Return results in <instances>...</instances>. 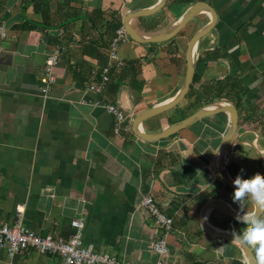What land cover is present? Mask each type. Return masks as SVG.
<instances>
[{"label": "crops", "instance_id": "1", "mask_svg": "<svg viewBox=\"0 0 264 264\" xmlns=\"http://www.w3.org/2000/svg\"><path fill=\"white\" fill-rule=\"evenodd\" d=\"M202 1L213 7L217 21L197 43L193 81L197 86L227 75L241 79L238 125L224 164L233 180L232 167L250 178L245 163L250 157L246 149L252 147L260 156L252 173L264 175V0ZM157 3L0 0V23L7 32L0 37V224L13 223L16 205L23 204L26 227L67 238L73 232L71 220L83 218L82 238L97 251L149 264L156 259L152 245L161 232L141 206L143 196L150 194L173 218L166 263L248 264L237 244L210 235L199 222L200 209L211 199L238 212L234 190L212 168L229 115H209L154 140L132 130L138 112L167 101L180 89L187 43L210 15L200 13L197 23L191 20L163 42L122 43L119 57L124 65L110 69L111 82L103 95L86 90L93 71L107 62L117 24L123 25L130 11ZM189 5L166 0L162 9L132 19L131 25L155 35ZM55 47L60 48L55 81L43 96L40 75ZM102 101L124 111L128 132H112L113 116L101 107ZM220 102L235 105V98ZM199 107L186 94L173 108L144 120L141 129L160 132ZM253 209L249 201L247 210ZM205 220L227 232L243 230L216 209L207 211ZM0 264H59V258L31 251L10 259L0 249Z\"/></svg>", "mask_w": 264, "mask_h": 264}, {"label": "built area", "instance_id": "2", "mask_svg": "<svg viewBox=\"0 0 264 264\" xmlns=\"http://www.w3.org/2000/svg\"><path fill=\"white\" fill-rule=\"evenodd\" d=\"M5 27L0 23V37H6ZM130 37L123 25L115 28L110 38L107 49V62L100 69L92 73V79L85 87L87 91L103 95L111 82L110 69H121L124 61L119 57V49L122 43L130 41ZM60 55V48L55 47L47 56L40 75L41 93L46 96L49 87L55 81L53 67ZM108 113L113 116L112 132L120 134L128 132L130 126L127 116L117 105L102 101L100 103ZM141 206L151 215L154 223L161 229L159 236L154 240L152 251L156 259L149 264H169L163 258L168 252L167 234L172 228L173 218L164 213L157 205L152 195H144ZM17 218L13 223L0 224V249L4 250L8 258L15 255L35 251L40 254L54 255L59 258V264H135L128 260H120L117 257L102 253L95 249L92 243H86L82 238L83 218L72 219L70 224L73 232L67 238L61 235H40L22 223L24 205L15 207Z\"/></svg>", "mask_w": 264, "mask_h": 264}, {"label": "water", "instance_id": "3", "mask_svg": "<svg viewBox=\"0 0 264 264\" xmlns=\"http://www.w3.org/2000/svg\"><path fill=\"white\" fill-rule=\"evenodd\" d=\"M165 3H166V0H158V3L150 8L135 9L125 15L123 19V27L125 31L127 32V34L129 35L130 39L136 42H139V43L163 42V41L169 40L172 37H174L191 20H193L197 15H199L202 12L210 15L209 16L210 20L206 25L196 30L191 35L187 43L186 51H185L186 71H185L184 80H183V83L180 89L176 92V94L173 97H171L167 101L159 105L152 106V107H149L147 109H144L138 112L133 119L132 130L136 135L140 136L141 138L145 140H154L158 138L168 137L178 132L179 130L192 125L193 123H195L196 121L200 120L203 117L213 115L216 113H220V112H226L229 115V126L215 148L214 156L212 160V168L214 172L216 173V175L226 185H228L230 188L234 190L233 179L230 178V176L227 173L224 160H225V153L230 147L232 138L234 136V133L238 125V112H237V108L235 105L229 104V103H223L220 101L212 102V103L205 104L199 107L193 113L189 114L188 116L184 117L181 120H178L170 124L168 127H166L160 132L146 133L142 131L141 129V123L144 120L152 116H155L157 114H160L168 109L173 108L181 100L184 99L193 81V73H194L193 56L196 50L197 43L201 37H203L208 32H210V30L214 27L217 21V14H216V11L213 9V7L209 5L207 2L199 0V1H195L192 4H190L185 9V11L182 13V15L173 24H171L167 29L155 35H144L140 33L139 31H137L131 25L132 19L152 15L156 13L157 11H159L160 9H162ZM253 206L255 208L254 204ZM211 209H216L234 220H236L235 216L237 215V211L233 209L232 207H230L229 205H227L225 202L218 200V199H211L207 201L200 209V216H199L200 227L212 236L221 237L228 241H232L231 232H227V231L215 228L206 222L205 214L207 211ZM234 243L237 244L236 242ZM237 245L242 250L244 256L246 257L248 264H256V260H255V256L253 252L247 251L245 248L241 247L239 244Z\"/></svg>", "mask_w": 264, "mask_h": 264}, {"label": "clouds", "instance_id": "4", "mask_svg": "<svg viewBox=\"0 0 264 264\" xmlns=\"http://www.w3.org/2000/svg\"><path fill=\"white\" fill-rule=\"evenodd\" d=\"M233 185L232 200L238 205L235 219L243 230L232 231V241L253 252L256 264H264V175L256 173L250 178L237 175ZM249 201L255 205L254 210H247Z\"/></svg>", "mask_w": 264, "mask_h": 264}, {"label": "trees", "instance_id": "5", "mask_svg": "<svg viewBox=\"0 0 264 264\" xmlns=\"http://www.w3.org/2000/svg\"><path fill=\"white\" fill-rule=\"evenodd\" d=\"M198 0H172L174 4H192ZM121 23L117 24V27ZM196 80L191 84L187 96L193 98L201 106L212 102L220 101L222 98H235V106L239 108L242 92V81L237 77L225 76L212 81H204L195 85Z\"/></svg>", "mask_w": 264, "mask_h": 264}, {"label": "rangeland", "instance_id": "6", "mask_svg": "<svg viewBox=\"0 0 264 264\" xmlns=\"http://www.w3.org/2000/svg\"><path fill=\"white\" fill-rule=\"evenodd\" d=\"M200 15V14H199ZM199 15H197L194 19H193V22L194 23H197V21H198V19H199ZM198 17V18H197ZM196 26V25H195ZM195 26H194V28H195ZM168 28V27H167ZM167 28H165V29H167ZM164 29V30H165ZM190 102V101H189ZM188 108H189V106H187ZM246 152L247 153H249L250 154V157H249V161H247V163H245V165H246V167H247V169L249 168L250 170H251V173L249 172L248 174L250 175V177L251 176H253V173H252V170H253V168L254 169H257V167H258V163H259V161H260V159H259V154L255 151V149L254 148H252V147H249V148H247L246 149ZM230 173L234 176V177H237V175H241L242 174V172H240V170L238 169L237 171H235V168H230ZM245 172H243V174H244ZM243 174H242V178H244L243 177Z\"/></svg>", "mask_w": 264, "mask_h": 264}, {"label": "bare ground", "instance_id": "7", "mask_svg": "<svg viewBox=\"0 0 264 264\" xmlns=\"http://www.w3.org/2000/svg\"><path fill=\"white\" fill-rule=\"evenodd\" d=\"M226 168V167H225Z\"/></svg>", "mask_w": 264, "mask_h": 264}]
</instances>
